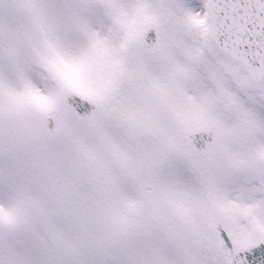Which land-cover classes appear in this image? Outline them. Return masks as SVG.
I'll use <instances>...</instances> for the list:
<instances>
[{
    "label": "snow or ice",
    "instance_id": "obj_1",
    "mask_svg": "<svg viewBox=\"0 0 264 264\" xmlns=\"http://www.w3.org/2000/svg\"><path fill=\"white\" fill-rule=\"evenodd\" d=\"M0 264H264V0H0Z\"/></svg>",
    "mask_w": 264,
    "mask_h": 264
}]
</instances>
